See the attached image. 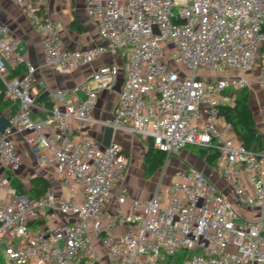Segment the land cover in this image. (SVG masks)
Listing matches in <instances>:
<instances>
[{
	"label": "built area",
	"instance_id": "1",
	"mask_svg": "<svg viewBox=\"0 0 264 264\" xmlns=\"http://www.w3.org/2000/svg\"><path fill=\"white\" fill-rule=\"evenodd\" d=\"M13 2L42 39L48 68L70 73L124 51L125 82L111 122L95 117L100 93L118 82L109 64L58 92L50 116L34 121L36 68L0 23V80L18 108L0 135V171L21 168L15 137L24 136L36 165L69 190L32 200L0 177V264H168L183 253V264H264V149H246L219 112L251 86L259 63L264 91V0H86L104 44L82 51L67 50L59 25L31 0ZM9 63L23 75L11 79ZM99 127L151 140L166 164L189 146L214 149L216 178L165 171L150 199L135 198L122 145L104 148L90 136Z\"/></svg>",
	"mask_w": 264,
	"mask_h": 264
},
{
	"label": "crops",
	"instance_id": "2",
	"mask_svg": "<svg viewBox=\"0 0 264 264\" xmlns=\"http://www.w3.org/2000/svg\"><path fill=\"white\" fill-rule=\"evenodd\" d=\"M31 4L37 9L40 18L54 21L59 25L62 41L67 50L82 51L96 45L104 44L99 38L97 26L87 16L86 0H31ZM0 23L8 26L11 30L12 36L16 41V51L29 60L36 68L35 78L37 84L35 92L37 101L35 107L32 109V118L34 121L46 120L50 116L53 103H55L54 101L59 100L56 97L58 92L67 91L83 84L90 79L93 72L103 64L117 65L120 68V72L118 82L114 89L112 91H102L100 93L95 117L103 122H111L113 120L119 94L125 82V73L123 69L124 58L122 54L116 57L106 56L102 61L95 63L91 67H83L70 73H63L58 70L50 69L45 65L42 39L31 27L23 8L17 6L13 0H0ZM18 70L23 71L17 68L14 63H9L11 78L19 77L17 76ZM258 77L259 73L256 74L255 71L247 76L251 85H256ZM46 93H48V95H45ZM42 98L46 99L43 101ZM17 110V105L13 103V105L5 111L0 109V117L5 116L7 119H11L17 113ZM104 132L105 129L99 127L92 130L90 136L102 142ZM128 136L138 139L141 138L130 133L118 131L115 134L114 140L120 144H124V142L130 138ZM15 140L23 164L19 170L12 172V174L16 175L28 189L31 187L30 181L33 178L43 177L52 184V190L58 197L67 198L69 196V190L62 184L55 170L53 168H41L36 165V156L27 145L24 136H16ZM205 165L207 166L206 163ZM208 171L207 173L204 172V174L211 180H214V169L209 168ZM157 174L151 179L155 186L153 194L156 191L159 181H155ZM133 175L130 168H128L124 185L127 187L130 194L141 200L150 199L153 194L148 197V193H150L148 187L145 189H137L136 186L131 184V177ZM0 177L10 183L8 170L0 171ZM220 186L225 187L222 180H220ZM226 190L228 189L226 188ZM226 194H229L231 199L234 198L229 191H226ZM9 200L10 199H8V201ZM51 222L57 223L58 220L52 219ZM122 230L123 229L120 228L119 231ZM97 248L102 250L99 245H97Z\"/></svg>",
	"mask_w": 264,
	"mask_h": 264
},
{
	"label": "trees",
	"instance_id": "3",
	"mask_svg": "<svg viewBox=\"0 0 264 264\" xmlns=\"http://www.w3.org/2000/svg\"><path fill=\"white\" fill-rule=\"evenodd\" d=\"M23 72L18 70L17 76L23 75ZM4 91L5 87L0 80V109L3 111L13 105V102L5 97ZM235 96L236 100L233 105L219 108L220 115L232 124L236 137L246 149L252 152H260L264 149V137L258 128L254 112L250 106V89L240 90ZM45 99L42 98L43 101ZM187 149H198L199 157L209 168L214 169L217 166L218 152L216 150L192 146L185 150ZM167 160V154L157 150L153 142L148 140L147 153L144 159V178L146 180L152 179L165 167ZM9 176L10 186L17 195L27 196L32 200H38L52 190V184L43 177L33 178L30 181L31 187L28 189L16 175L9 173ZM40 224H44V222ZM189 255V253H183L170 259L168 264H183Z\"/></svg>",
	"mask_w": 264,
	"mask_h": 264
},
{
	"label": "rangeland",
	"instance_id": "4",
	"mask_svg": "<svg viewBox=\"0 0 264 264\" xmlns=\"http://www.w3.org/2000/svg\"><path fill=\"white\" fill-rule=\"evenodd\" d=\"M171 46L172 43L170 44ZM122 57L124 51H120ZM165 58L169 60V54L165 55ZM170 61V64L173 69H177L175 64ZM262 63H259L255 68L256 74L260 73V67ZM180 70V69H179ZM202 76V75H201ZM257 85V84H256ZM252 84L250 89V106L254 112L255 119L258 125L261 134L264 137V91L261 90L258 85ZM126 142H124L123 149L129 159V168L132 174L131 184L136 186L137 189H145L148 187L150 193L148 197L153 194L154 184L151 179L146 180L144 178V156L147 151V143L142 138H133L131 136ZM194 167L201 172H209V167L205 165V162L199 157L198 149H187L181 152L174 154L171 157L170 162L165 165V167L157 174L155 181H158L161 176L166 173L172 177L176 171L181 168ZM135 188V187H134ZM103 264H107L106 261H103Z\"/></svg>",
	"mask_w": 264,
	"mask_h": 264
},
{
	"label": "water",
	"instance_id": "5",
	"mask_svg": "<svg viewBox=\"0 0 264 264\" xmlns=\"http://www.w3.org/2000/svg\"><path fill=\"white\" fill-rule=\"evenodd\" d=\"M45 95H48L46 93ZM11 128L9 119L5 116L0 117V135H5L6 131ZM115 130L112 127H107L104 132L102 146L104 148H109L115 137Z\"/></svg>",
	"mask_w": 264,
	"mask_h": 264
}]
</instances>
